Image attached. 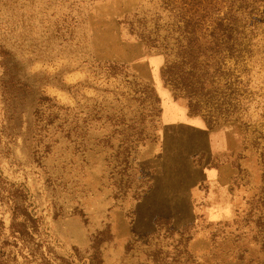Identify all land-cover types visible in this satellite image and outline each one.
Returning <instances> with one entry per match:
<instances>
[{"label":"rangeland","instance_id":"1","mask_svg":"<svg viewBox=\"0 0 264 264\" xmlns=\"http://www.w3.org/2000/svg\"><path fill=\"white\" fill-rule=\"evenodd\" d=\"M229 13L235 51L191 115L159 1L0 0V188L38 225L4 246L0 206V264H264V0Z\"/></svg>","mask_w":264,"mask_h":264},{"label":"trees","instance_id":"2","mask_svg":"<svg viewBox=\"0 0 264 264\" xmlns=\"http://www.w3.org/2000/svg\"><path fill=\"white\" fill-rule=\"evenodd\" d=\"M154 1H159L167 8L172 22L169 34L175 37L171 49L167 43L162 47L156 46L157 51L164 47L161 51L168 58L160 71L163 84L171 87L175 93L183 94L182 97L188 101L189 113L198 114L202 109L201 99L212 97L209 90L212 87L209 85L213 84V79L220 73L222 62L235 51L233 16L231 13L220 16V11L225 5L232 9L236 0ZM153 43L147 42L145 47L148 50L154 49ZM17 202L16 192L10 193L0 188V206L9 211L8 232L12 239L11 242L5 239L2 244L20 245L19 250H22L33 240L32 233L37 232L38 225L27 209ZM3 228L4 223L0 220V231ZM41 261L40 264H52L44 257ZM89 264H101L97 254L93 255Z\"/></svg>","mask_w":264,"mask_h":264},{"label":"crops","instance_id":"3","mask_svg":"<svg viewBox=\"0 0 264 264\" xmlns=\"http://www.w3.org/2000/svg\"><path fill=\"white\" fill-rule=\"evenodd\" d=\"M207 161H209V160H207ZM207 161L204 162V165H205L206 168H208V167L210 168V162H207ZM222 173H223V170H219V171L218 170H213L211 172V174H209L210 176L208 178H206L208 180L206 183L207 184H210V183L213 184V183L219 181L218 179L223 177ZM220 175H222V176H220ZM170 209H173V206H170ZM152 218H153V216L149 220H147L145 222V224H152L153 223ZM180 223H183V222H180Z\"/></svg>","mask_w":264,"mask_h":264}]
</instances>
